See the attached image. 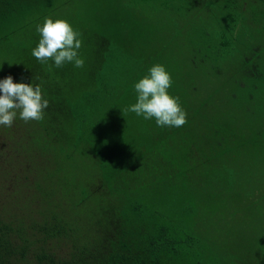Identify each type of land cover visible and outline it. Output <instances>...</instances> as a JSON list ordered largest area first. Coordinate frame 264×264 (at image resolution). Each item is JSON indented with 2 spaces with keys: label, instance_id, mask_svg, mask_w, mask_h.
<instances>
[{
  "label": "trees",
  "instance_id": "trees-1",
  "mask_svg": "<svg viewBox=\"0 0 264 264\" xmlns=\"http://www.w3.org/2000/svg\"><path fill=\"white\" fill-rule=\"evenodd\" d=\"M70 1L0 0V80L39 85L49 101L42 121L17 114L0 126V264L264 257V247L234 256L212 233L218 219L258 214L264 202V0H85L84 67L42 64L36 28ZM130 5L168 13L173 48L187 50L155 62L187 112L182 127L122 113L155 65L122 77L134 60L135 40L121 34L136 17Z\"/></svg>",
  "mask_w": 264,
  "mask_h": 264
},
{
  "label": "clouds",
  "instance_id": "clouds-1",
  "mask_svg": "<svg viewBox=\"0 0 264 264\" xmlns=\"http://www.w3.org/2000/svg\"><path fill=\"white\" fill-rule=\"evenodd\" d=\"M40 34L38 46L32 55L42 64L53 61L56 68L71 63L83 68L85 60L80 56L81 33L63 19L46 18L36 28ZM174 81L162 64L153 65L134 88L136 102L124 112H132L145 120L154 119L159 127H182L187 123V112L179 97L172 96L169 89ZM0 126L12 127L17 114L25 122L42 121L49 101L43 97L39 85L15 83L12 76L0 80Z\"/></svg>",
  "mask_w": 264,
  "mask_h": 264
},
{
  "label": "rangeland",
  "instance_id": "rangeland-1",
  "mask_svg": "<svg viewBox=\"0 0 264 264\" xmlns=\"http://www.w3.org/2000/svg\"><path fill=\"white\" fill-rule=\"evenodd\" d=\"M89 3L85 0L75 1L71 0L70 4L64 6L58 11L57 16L52 19H63L68 21L76 31L80 30L82 23L90 17ZM96 5L93 3L91 8ZM98 7V6H97ZM129 10L135 14L134 22L128 26V21L121 28V34L125 40H135V48L128 49L129 54L134 60L124 64L121 68L122 77H127L131 71L146 68L152 61L154 64L158 59L162 58L160 62L168 60V55L174 58L182 57L181 54L187 56V50L183 48H173L171 44L172 33L170 26L172 22L168 19V13L156 12L152 7L142 5L140 7L129 6ZM138 17V18H137ZM45 21V20H44ZM44 21L40 22L42 25ZM93 21H91V24ZM116 24L115 22L112 23ZM111 24V27H112ZM126 25V27H125ZM162 28V29H161ZM149 42L148 45L145 43ZM183 47H187L186 43H181ZM181 53V54H180ZM137 60V61H135ZM144 132V131H143ZM253 179H260L257 172L252 173ZM38 180L42 179V175H37ZM24 191L21 190V194ZM260 190L255 191L256 194L250 192L248 202L245 206H251L257 203V196ZM263 201V200H262ZM241 203V202H240ZM240 203L235 204L236 207L243 209ZM229 210L231 214L235 209ZM261 211L255 215L244 213H237V215H227L216 221L217 233L212 232L213 235H219V241L226 245L225 250H229L234 256L237 252L243 253L247 250H258L264 247V202L262 207H258ZM254 240V242H242L244 240ZM261 240V242H258ZM236 259V258H235ZM228 262L227 264H229ZM243 264H264V257H258L255 253L249 261H244Z\"/></svg>",
  "mask_w": 264,
  "mask_h": 264
}]
</instances>
